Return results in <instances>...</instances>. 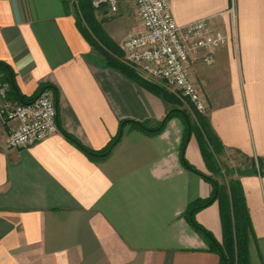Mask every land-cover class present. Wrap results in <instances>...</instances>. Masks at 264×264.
Wrapping results in <instances>:
<instances>
[{
    "label": "crops",
    "instance_id": "crops-1",
    "mask_svg": "<svg viewBox=\"0 0 264 264\" xmlns=\"http://www.w3.org/2000/svg\"><path fill=\"white\" fill-rule=\"evenodd\" d=\"M128 1L119 0L115 15L93 11L103 38L116 46L141 31ZM168 2L177 26L208 19L226 37L221 48L190 53L187 71L223 146L229 180L242 190L249 264H264V0ZM75 11L67 0H0V63L21 96L52 91L58 128L7 150L9 126L0 125V264H219L182 216L189 203L211 195L213 173L193 135L183 158L194 171L182 165L179 118L155 135L124 125L102 158L66 137L100 152L120 122L153 127L173 108L107 66L82 36ZM194 221L221 243L216 201Z\"/></svg>",
    "mask_w": 264,
    "mask_h": 264
},
{
    "label": "built area",
    "instance_id": "built-area-1",
    "mask_svg": "<svg viewBox=\"0 0 264 264\" xmlns=\"http://www.w3.org/2000/svg\"><path fill=\"white\" fill-rule=\"evenodd\" d=\"M141 31L127 35L118 45L121 61L141 78L173 89L197 113L204 114L205 101L188 76L189 54L211 51L226 44V37L210 29L208 19L183 27L174 22L168 0H131ZM93 11L106 8L117 14L119 0H88ZM230 12H233V3ZM206 62H210L206 59ZM0 86V125L9 126L3 147H30L55 134L56 107L50 89L41 90L27 104L8 101Z\"/></svg>",
    "mask_w": 264,
    "mask_h": 264
},
{
    "label": "trees",
    "instance_id": "trees-1",
    "mask_svg": "<svg viewBox=\"0 0 264 264\" xmlns=\"http://www.w3.org/2000/svg\"><path fill=\"white\" fill-rule=\"evenodd\" d=\"M79 2V13H81L82 18L87 19L90 23L88 27L94 34V37L86 36V34L82 32L80 26L78 25V21L76 20L77 27L82 33L84 39L98 52V54L101 55L106 65L120 71L126 76L139 80L150 92L172 104L173 108L168 110L161 121L153 127H149L144 123H137L133 121L120 122L116 136L111 139L106 148L100 152L85 149L75 139L70 136L66 137L88 156L93 158H102L106 156L111 148L119 141L124 125L129 124L136 130L145 132L149 135H155L163 130L168 120L172 117H176L182 121L184 126V135L180 146V160L184 168L189 171H194L183 158L185 145L189 138L193 135L197 140L202 157L204 158L206 164L212 166L213 174L216 173L218 165L215 157L222 155L224 151L223 146L220 144V141L212 131L207 118L193 109L188 112L158 83H152L150 81L147 82L142 79L140 80V76L121 61V52H119L118 47L113 42L97 38L100 28L94 22L93 9L90 7L88 0H80ZM0 86H4L6 88L5 98L11 102L27 104L34 100L38 95L37 94L36 96L29 98L21 96L15 86L12 71L8 66L1 63ZM43 89H47V87L42 88L41 90ZM207 180L212 186L211 195L206 199H200L189 203L182 216L192 229L206 241L208 250L218 255L219 264H249L247 246L251 227L240 184L238 181L230 179L227 182V186L223 187L213 178ZM214 201L218 203L220 210L222 228L221 243H218L208 231L194 221V214L197 211L209 206Z\"/></svg>",
    "mask_w": 264,
    "mask_h": 264
},
{
    "label": "rangeland",
    "instance_id": "rangeland-1",
    "mask_svg": "<svg viewBox=\"0 0 264 264\" xmlns=\"http://www.w3.org/2000/svg\"><path fill=\"white\" fill-rule=\"evenodd\" d=\"M69 3H70V5H73V6H75L77 9H78V7L80 6V0H67ZM127 5H128V7H130L129 8V10H130V12L131 13H135V14H137L136 13V10L134 9V6H133V4H132V1L130 2V0L127 2ZM133 13V14H134ZM135 16V15H134ZM75 19L78 21V25L80 26V28H81V30H82V32H84V34H86V36H93L94 34L89 30V27H88V25H90V23L87 21V19H85V18H82V16H81V13H79V12H77V11H75ZM93 19H94V22H95V24L97 25V26H99V28H100V23H98L97 21H96V18H95V16H94V14H93ZM94 37V36H93ZM104 37V34H102V31H101V33L99 32L98 34H97V38L99 39V38H101V39H104L103 38ZM89 44V43H88ZM90 45V44H89ZM117 47H118V45H117ZM95 52H97L94 48H92ZM118 50H119V47H118ZM119 52H121L120 50H119ZM98 53V52H97ZM121 57H122V53H121ZM160 86H162V88L164 89V90H166V92H168V94H170L175 100H177V102L179 103V104H181L182 106H183V108L184 109H186L188 112L192 109L191 108V106H189L179 95H178V93L176 92V91H174L173 89H171V88H168V87H166V86H164L163 84H159ZM221 156V155H220ZM220 156H218V157H215V160L217 161V167H218V169H217V172L216 173H214L213 174V179L215 180V181H217V183H219L220 185H222L223 187H226L227 186V180L229 181V176H230V174L228 173L229 172V170H228V168H227V165L224 163V161H222L221 159H220ZM258 168H260V167H258Z\"/></svg>",
    "mask_w": 264,
    "mask_h": 264
}]
</instances>
